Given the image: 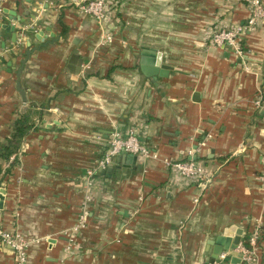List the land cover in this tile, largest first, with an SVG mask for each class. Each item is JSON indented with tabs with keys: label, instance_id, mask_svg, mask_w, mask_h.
Instances as JSON below:
<instances>
[{
	"label": "crops",
	"instance_id": "0c3cea01",
	"mask_svg": "<svg viewBox=\"0 0 264 264\" xmlns=\"http://www.w3.org/2000/svg\"><path fill=\"white\" fill-rule=\"evenodd\" d=\"M87 1L0 0V144L24 113L34 126L0 157V227L32 241L27 264H240L217 237L228 225L244 243L261 226L264 264V22L240 55L211 35L246 26V0H108L103 19ZM130 130L158 158L121 153L110 177L89 174ZM165 158L196 160L209 180ZM0 264H16L1 239Z\"/></svg>",
	"mask_w": 264,
	"mask_h": 264
},
{
	"label": "built area",
	"instance_id": "2783aa9c",
	"mask_svg": "<svg viewBox=\"0 0 264 264\" xmlns=\"http://www.w3.org/2000/svg\"><path fill=\"white\" fill-rule=\"evenodd\" d=\"M248 3L251 15L246 26L237 25L228 28H218L211 35V43L217 47H230L236 53L243 55L244 49L242 45L243 35L249 29H254L256 23L261 20L264 22V0H246ZM80 7L84 12L95 16L98 19H103L108 10V0H89L84 2ZM2 9L0 8V16ZM110 40V38L108 39ZM257 105L260 104V99L255 101ZM129 153L139 155L144 158H158V153L152 151L145 145L137 135L136 131L130 130L126 135L119 131H115L109 141V146L100 158L97 167L89 171V174L94 175L101 172L112 163L113 159L121 154ZM14 156H12V159ZM165 163L176 169L181 175L191 180H199L206 183L208 178L207 171L196 160L173 161L170 158L164 159ZM89 199V197H87ZM85 201L82 213L75 225L68 231L69 245L76 243L79 233L84 229L88 222V207ZM262 227L255 228L250 234L246 242L240 243L234 251L223 252L220 259H226L230 253L237 252L240 256V264H258L259 263V244L262 238ZM0 239L10 245L16 255V264H27L28 251L31 240L28 239L21 231L15 230L13 232L7 231L0 227ZM68 245V246H69ZM233 250V249H232ZM200 264H216L200 263Z\"/></svg>",
	"mask_w": 264,
	"mask_h": 264
},
{
	"label": "water",
	"instance_id": "95a60500",
	"mask_svg": "<svg viewBox=\"0 0 264 264\" xmlns=\"http://www.w3.org/2000/svg\"><path fill=\"white\" fill-rule=\"evenodd\" d=\"M13 30L15 31V27H13ZM15 40H16V35H15ZM30 52L31 51L27 52V56L30 55ZM142 61H143V63H147V62H150L153 60L152 59L150 60L149 58H147V56H143ZM25 62H26V60L24 59L22 61V67H20V69L18 70V80H17V89H18L19 93L21 94V97H22L24 102H26L27 97H26V91L21 85L20 75H21V72L23 70ZM155 71H156V69L150 73L149 72H146V73L149 75H152V76H156V73H154ZM111 171H112L111 168H107V169L103 170L101 173L103 175H108L110 177L112 175ZM5 193H6L5 189L1 188L0 189V212L4 208ZM241 234H242V231L239 230V231H237L235 237H232V236H234V233H231L230 227L228 225H225L224 228L222 229L220 235L216 239L217 244L220 246L216 251L217 254L219 255L220 253L224 252L225 250L233 249L236 245H238L240 243V240H241Z\"/></svg>",
	"mask_w": 264,
	"mask_h": 264
},
{
	"label": "trees",
	"instance_id": "16d2710c",
	"mask_svg": "<svg viewBox=\"0 0 264 264\" xmlns=\"http://www.w3.org/2000/svg\"><path fill=\"white\" fill-rule=\"evenodd\" d=\"M33 127L31 114L26 112L21 115V117L15 122L12 136L6 141V143L0 144V157L7 159L13 153L18 152L24 137Z\"/></svg>",
	"mask_w": 264,
	"mask_h": 264
}]
</instances>
